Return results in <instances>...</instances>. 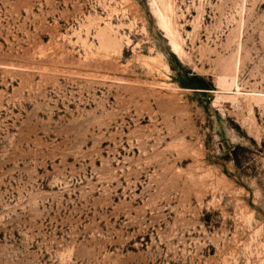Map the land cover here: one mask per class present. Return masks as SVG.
<instances>
[{"label":"rangeland","instance_id":"1","mask_svg":"<svg viewBox=\"0 0 264 264\" xmlns=\"http://www.w3.org/2000/svg\"><path fill=\"white\" fill-rule=\"evenodd\" d=\"M0 264H264V0H0Z\"/></svg>","mask_w":264,"mask_h":264},{"label":"bare ground","instance_id":"2","mask_svg":"<svg viewBox=\"0 0 264 264\" xmlns=\"http://www.w3.org/2000/svg\"><path fill=\"white\" fill-rule=\"evenodd\" d=\"M170 24H171V23H170ZM170 24H169V25H170ZM169 31H170V29H169ZM167 32H168V31H167ZM170 35H171V34H170ZM171 36H172V38H174V37H173V36H174L173 34H172ZM175 39H176V38H175ZM176 41H177V39H176ZM173 45H174V44H173ZM176 45H177V44H176ZM174 47H175V45H174ZM177 47H179V46H177Z\"/></svg>","mask_w":264,"mask_h":264}]
</instances>
